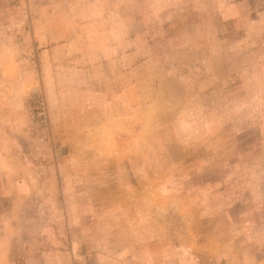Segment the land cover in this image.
I'll return each mask as SVG.
<instances>
[{"label":"rangeland","instance_id":"obj_1","mask_svg":"<svg viewBox=\"0 0 264 264\" xmlns=\"http://www.w3.org/2000/svg\"><path fill=\"white\" fill-rule=\"evenodd\" d=\"M0 264H264V0H0Z\"/></svg>","mask_w":264,"mask_h":264}]
</instances>
